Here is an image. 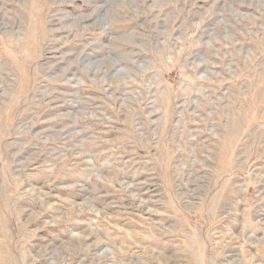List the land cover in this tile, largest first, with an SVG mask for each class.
I'll list each match as a JSON object with an SVG mask.
<instances>
[{
  "label": "rangeland",
  "instance_id": "374dc122",
  "mask_svg": "<svg viewBox=\"0 0 264 264\" xmlns=\"http://www.w3.org/2000/svg\"><path fill=\"white\" fill-rule=\"evenodd\" d=\"M0 264H264V0H0Z\"/></svg>",
  "mask_w": 264,
  "mask_h": 264
}]
</instances>
